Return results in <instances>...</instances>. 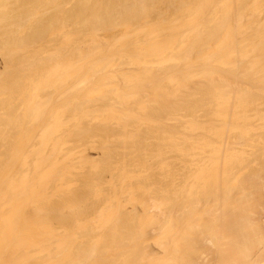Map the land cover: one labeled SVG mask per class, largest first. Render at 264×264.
Segmentation results:
<instances>
[{
  "label": "bare ground",
  "instance_id": "obj_1",
  "mask_svg": "<svg viewBox=\"0 0 264 264\" xmlns=\"http://www.w3.org/2000/svg\"><path fill=\"white\" fill-rule=\"evenodd\" d=\"M63 1H65V0H0V55H1L0 61L2 62V64H1L2 69L0 71V146L2 144V146L4 147L3 144H5L4 150L0 149V150H2V151H0V264H31V258L33 256L36 257V255L33 254L32 249L39 250V252L41 250H46L45 252L46 253L49 252L50 255L52 254L51 252H53V250L55 249L56 251L53 253V255H51L52 257L50 258V256H49V260H50L49 262L50 263H48V264H67V263L68 264L69 263L86 264L88 262L85 263V261H87L88 259L91 258L90 256L92 253V251L89 254H88V252L85 253L84 252L85 250H84L83 253H85V254L81 255L79 253V257H78V255L75 256V254H74L75 257L70 258L69 253L65 255L66 250H68V248H69V247L67 248V246L69 245V240H70L69 235H67V234H62V236H60V235L56 236L55 235L56 239L58 240V242L56 240H54L58 243V245L56 246V242L54 243V242H52V240H50L51 237H54V236H51L50 238L48 236H46V235H48V234H46V232L47 231L49 232V230H46V232H45L46 235L44 233H42L43 234L42 235L39 232H37L31 226V215L28 213L27 208L31 204V198H34L33 197L34 193H31V192L37 191V190L35 189L36 186L34 183L31 185V183H32L31 182V180H32L31 179V157H30L31 156V132L30 133L28 132L29 134L24 132L26 129L24 127L25 125L28 124L29 127L27 126V129L29 128V130H27V129L26 130L31 131L30 130L31 125H32V127H35L39 122L42 121L41 122V124H42L41 132H42V136H43V141L46 143L48 141L49 142L51 141V144H52L51 145L52 148L50 147L49 150H46V151H44L43 149L36 148V154H37L38 159H37V162L35 163L34 169H37L40 167V164L42 162H47V161L51 162L52 160L50 161V159H53V158L55 159V157H56L55 155L57 153L54 154V152H56V150H58L59 148H60L59 150H61L62 147H60V146H62V145H60V142H62V140L59 139V137H57V136H56L57 137L56 138L54 135H55L56 131L58 130L57 128L63 123L62 119L64 117L65 110L68 109L67 106H69L70 104L74 105V107H75L74 109H76V107H77V109L79 111L82 112V110H83V112H84L83 114L87 116L88 114L93 115L92 110L91 111L89 110L90 112L85 114L86 110H87L86 108H87L88 102L90 100L92 102V99L94 101H95V99L100 100V101L102 100L104 106L101 110H99V113L101 112L100 114H102L103 120H107L109 122H110V120H113V121L118 122L120 119H124V118L126 119V117H129V116H131V118H132V116H134L132 119L133 120L136 119V121H134V122H136V124L134 122H133V124L135 126H138L137 124L140 123V125H142L144 122L147 121V119L145 117L148 116L147 114H148L149 110H152L153 106H151V105L156 104L155 100H157L156 101V102H158L157 104H159V102H160L159 106H161V108L159 107L157 111H159V112L161 111V113L165 112L167 114V112H169L170 110L172 111V107H173L172 106L170 109L168 104L171 103V105H172V104L176 103L175 101L178 102L179 100H181L180 97H178V98L174 97L175 94H176V96L182 94V97L184 95H186L185 96L186 102L189 101L190 99L191 100L193 99L192 101H195V103H196V105L194 102L192 105H190L191 103L189 102L190 104H188L189 105V107H188L187 103H185V101H184V98L181 97L183 99V101H179L177 104L180 103V105L182 107L175 104L177 107H175V108L173 107V111H174V109H175V111H177L176 108L179 107L178 110H180V113H183V112H181V110L186 108V106L188 107L187 111H185L186 113L185 112L183 113V115L185 114V116H187V114L194 116L193 111H196V109L198 108L196 111V112H198L199 107L206 105L207 103H205V102H208L207 100L209 98L211 99V100H209L211 102H209L208 105L205 106L206 108L208 107L209 108L208 111H210V112H208L207 110H206L207 112L205 111L207 113V115L209 113L211 114V115H209V117H211V120H207L209 122H205V123H208V124H206V126L208 125L210 128H208V127L206 128V126L204 125L205 123H200L202 121L199 122L198 121L199 119H197V121H195L196 119L194 117L198 115V113H199L198 112L197 115H195L194 117L192 116L193 117L192 119L190 116V117L186 118L187 121L183 120L184 123L181 121V123L183 125V126L179 125L180 126L179 128L182 129V131H181V129H179L181 134H179L180 132L179 133L177 132L179 130L176 129L177 131H174L175 129L173 128L174 129L173 131L176 133L174 135H173V132H172V134L170 133L172 136V137H170V135H168L169 133L167 132L168 129L166 130L167 136H169L170 138L167 137L166 135H164L165 138H164V136L162 138L164 140H162V139L161 140L163 142L167 140L168 144H169V140H168V138H169L171 141L169 144L170 148H173L174 150H176L177 154L180 156V157L179 156L178 157L182 159L181 162H184L183 167H185L184 165H186V168H184L185 171L187 169V172H189V171H191V172L193 171V172L192 173L189 172V173H187V175L184 174V176L186 178L189 175L188 176L189 179H185V177H183L187 181V183H185L186 181L184 182L185 184L183 183V185L180 183H176V184H179V187H177L178 185L172 184V183H175L174 181L176 180V176L179 174V172H178V174H176L174 172L176 174V176L173 179H175V180L174 181L169 180L170 183L172 182L171 183L172 184V187H171L172 190L170 189V191H169V189H168L170 194L168 196H165V198L162 199L163 202L161 201V199L159 200L160 202L159 201L157 203L154 202V204L156 203L155 206L160 211L161 216L157 215V214H155L156 216L155 215L150 216L149 218L145 219L144 222H142V224L139 228V229H144L145 227H149L151 225H154L155 228H157V229L163 227L162 225H164L166 222H168V220L173 218L172 211L174 210L175 214H177V216H175V219L177 221V225L172 226L170 229L168 228V230L160 238H158V243H160L165 248V250L166 249L168 250L169 255H168L167 259H165V260L150 262V264H175L178 261V258L180 257L179 253L182 252L181 251L182 249H186L184 251L189 253L190 248L196 247L195 246L196 244L201 245L202 242H205L206 240H208L207 239L208 236H210V235L212 236L214 231H212V233H211V229L218 222L216 221V224L214 223L213 226L212 225L209 226L208 225L209 223H211L215 218H216L215 220L218 219V221H219V220L223 219L222 218L223 216L227 217L226 215H227V213L228 214L230 213V210L232 212L233 211L235 212V210H236L235 208H237V205H240V203L239 202L237 203L236 201L240 200L241 204H243L242 203L243 199L241 198L242 199L241 200L238 198H240L241 194H243V193L245 195V191H246L245 187L246 186H243V188H242V186H239V185H242V184L245 185L244 183L246 181H247L246 183L249 184L252 181L251 180L248 183V180L246 178L244 181H242V177H239L238 174L239 175H241V174L244 175V174L242 172L241 173L239 172L240 169L237 170L239 167L242 168L243 166H246L247 162H245V161H247V159H249L250 156L247 157V155L249 153L246 155V152H245L244 148H242V146L240 148H242L244 150V152L240 148H239L240 151H238V149L235 150L233 148L234 146L232 144H230V143H232L231 138H234V137L232 136L230 139H228V137H230V134L232 132H235V130H236V132L238 131V133H239L238 135H241V136L250 134V132H251L250 127L253 124L251 122V120L252 121H253V119L255 120V117L259 118L258 119L259 122H260V120L262 122L261 125H260V123H258L257 125L262 126V127L264 126V124H263V122H264V108L263 109L259 108V104L261 105V103H259V102H264V100L263 101L259 100V99H262V97L264 96V95H261L262 96L261 97L258 95V93H259L258 91H260L261 89L260 88H259V90L256 89V90H258L257 91L258 93L256 92V95H255V92H253L254 90L252 91V89H253L252 87H251L252 89L250 88L252 93L251 92L248 93V91L245 90L248 88L249 85H251L250 83H252V85H254V83L251 81L257 80L255 84L259 83L258 81L261 79L264 81V11H263V7H262V6H264L263 2H262L264 0L258 1V2H261L262 5L260 3H258L257 0H250V1L249 0H190V1H186L187 3L189 2L188 6L186 5L187 3L185 5L181 4L182 1H183V3H185V0H176V1L170 0V2H169L170 4L169 3L165 4L164 1H166V0H164V1L160 0L161 2H163L162 7H165L168 4L167 7L163 8V9H161L162 7L160 8L161 12H160V9H159V11L155 12L157 14L160 12L161 19L157 20L155 18L156 19L155 22L144 21L145 23H142L143 25L138 26L140 24L139 23L137 25L138 27L135 26L136 28H133L134 25L133 26L130 25V23H132L131 22L132 19H134L132 24H134L135 20H136V24H137L138 23L137 20L140 21L142 19H145L147 16L146 14H150V11H153L150 9L153 8L152 5H155L154 1H156V3H157L158 0H154V1L153 0L152 1H150V0H135L134 1L133 0L135 3H137L136 5L140 6V7L138 6L139 8L137 6H133L135 3L134 4L131 3L132 0H130V4H128L129 2H127L126 0H104V1L86 0V2L85 1L83 2L81 0L80 1L77 0L80 3L75 2V6H73V10L75 8L74 15H76V12H77L78 17L80 18V19L77 18L80 21V23L79 22L78 23L80 25H81V22L84 24V25H82V27L85 26V23L90 24L92 22L90 24V25H92L94 22L95 25L93 24V26H96V27L98 26L97 28H99L100 26L103 27L106 25L109 27L111 25H113V26L119 25V27H121L123 30L122 33H120L121 35L119 34L120 36H117V37H116V35H114L115 37H109L108 34L110 31H108L107 33H104V34L108 35V38H106V36H105V38H103V37L101 38L102 40H100L101 36L97 38L96 36H98V35L94 36L95 34L89 36L93 39L91 41H94L95 43H97L94 40V39H96V40H98L99 43H101V44L98 43L99 45L94 48V47H91L92 45L90 44L91 43L90 42L89 43L91 45L90 47L93 49H90L89 46H88L89 48L87 49L88 44L86 45L85 49L83 47H81L82 45L78 46V47L83 48L82 50H81V48H78V49L77 48L76 49L71 48L74 51H76V50L77 51H83L84 54H81L82 59H88L87 57L89 56V54L92 56H93V54L94 55H100L101 54L100 55L101 58H100V56H98V58L100 59V62H96L94 60L93 61L94 65L91 63L88 64L89 60H88V63L86 61H83V60L81 61L82 63L80 61H75L76 60L75 57L77 55H75L73 57V55L75 54L73 51L72 52L74 54L69 51L71 53V55L68 52H66L65 43L63 41L70 40V37L68 39V36H69L68 33H66L67 34V36H66V34L63 31L64 28L62 30V27H63L62 23H64V20L66 19V15H65L66 11L64 8L65 3ZM136 1H138V2H136ZM191 1H192V3H190ZM88 2H91L89 4L94 5V7H92L89 4H86ZM151 2H154V3H152V5H151ZM171 2L172 3L175 2L177 4L172 5ZM179 2H180V4H179ZM158 3L160 4L159 1H158ZM131 4H133V5H131ZM257 4L261 5V6H258ZM72 5H74V4H72ZM87 5H88V7L91 6L90 9L94 8L93 10H90V13H89V11H87ZM181 5L183 8V11H180ZM95 6H97L98 9L95 8ZM132 6L136 7L138 10L133 8ZM150 6H151V8L148 9V7H150ZM170 6H172L171 7L172 9L170 8ZM178 6H180V7H178ZM131 7H132V9H130ZM146 7L148 10H150L148 13H147L148 10L146 11ZM177 7L180 8V10H179L180 14H178L179 12H177L178 11ZM184 7H185V10H184ZM100 8L101 9L103 8L102 12H101ZM96 9L98 10V12L94 11ZM99 9H100V12H99ZM133 9H135V11ZM155 9H157V8L155 7ZM169 9H171L172 11L177 10V11H174L175 13H173L176 15V17L173 15L176 19L175 18H168L169 14H170V17H173V16H171L172 12ZM88 10H89V8H88ZM130 10L131 11L133 10L134 12L131 13V12H129ZM169 11H170V13H169ZM185 11L187 12L186 13L187 15L186 14L184 15L183 12H185ZM93 12H94V14L96 12V14L94 15ZM136 12H138L139 14L141 12L142 16L140 17V19L138 17H136V16H140V15H138V13L136 16L133 14ZM145 12H146V14H145ZM181 12H182V15H181ZM98 13H101V14L98 15ZM257 13L260 16L263 13L262 14L263 16L260 17L257 15ZM67 14H69V13H67ZM160 14L157 16L160 17ZM177 14H178V17H177ZM96 15H98V16L96 17ZM179 15H180V17L183 15L184 16L180 19ZM151 19H152V16H151ZM152 20H154V19H152ZM70 23H73V21L71 20ZM130 26L132 28H130ZM52 27L54 29L58 28L57 31L60 35V36L58 35V37L56 36L57 38H55V39L52 38L53 40L51 38L45 36L46 35L45 33L46 32L48 33V31L50 29H52ZM86 27H87V25H86ZM86 27H84V28H86ZM96 27H93V28L95 29ZM119 27H117V28L119 30H121ZM77 28H80V27H76V29L75 28L74 29L78 30ZM97 28H96V30H97ZM93 31L95 33V30H92V32ZM162 31H164V34L161 33ZM66 32H68V30ZM97 32H98V30H97ZM140 32H142L141 33V36H142L141 42L138 40L141 38V36L139 35ZM104 34H103V36H104ZM63 35L66 36L65 40H64ZM72 35H74V34H72ZM72 35H70V36H72ZM83 36H84V34H83ZM138 36H140V38ZM66 38L68 40H66ZM71 39L73 41L72 37H71ZM128 40L129 41L130 40L131 41L137 40V43L134 44V46H135L134 49H133V44H131L132 42H129ZM80 42H83V41H80ZM116 42L119 44H122V45H125L126 42H129L128 45L131 44L132 47L130 49H122L121 48L122 49L121 50L119 48V46H121V45L117 46ZM66 44H68V43H66ZM74 45H76V44H74ZM124 47H126V46H124ZM210 47H212L210 52H213L212 55H214L216 57L208 56L210 53L208 51ZM103 52H104V54H102ZM198 53H202V55L200 54V56H199ZM68 55H70L71 58H69L70 56L68 57ZM115 57H119L120 62H122L121 60H123V62H125L123 64H125L129 68L131 67V69L133 68V71L136 72L135 74H133L129 78H123V76H121V75L119 77L118 73H116V72H118V70L116 72H114V75L115 74L118 75V78H119L118 80L120 81L119 82L120 85H119V83H117V81L113 80L111 73H110L111 74L110 76L107 73H105V74L102 73L103 69L108 67V65L111 64L112 60L115 59ZM72 58H75V59H72ZM70 59H72V61L76 62V64H74V63L71 64ZM67 60H68V64H67ZM242 60L246 61V62H244V64H243V62L242 63L240 62ZM210 61L212 62L211 65L208 64V63H210ZM77 62H78V64H77ZM85 62L87 64H85ZM237 63H241L242 65L239 66L240 64L237 65ZM237 66H239L238 69L235 68ZM105 71H106V69H105ZM97 72H100V75L96 78V81L98 82L96 85L97 88H90L87 92H85L83 90V92H85V93L80 94L81 93L80 90L83 87L82 85H84L83 83L84 82L88 83V80H90L93 77V75ZM222 72L223 73L225 72V75L227 74L225 76V77H228L227 80H223V79H225L223 77H222L223 78L222 80L220 79V77L222 75H224V74H222ZM119 73L123 74L124 72H122V70H121V72H119ZM129 74H130V72H129ZM152 74H153V76H152ZM147 76L150 78L152 77V85L154 86L153 90H152V86H151V91L149 90V93L150 92L152 93V94L150 93L151 96L149 95V93L145 92L146 90L149 89L148 84L146 83ZM229 76H231V77H229ZM241 77H244V79H242V80L246 79V82L250 80L248 82L249 84H247V87L245 85L242 86V84H241L242 80L240 79ZM202 78H206L207 80L210 79L211 84H213L215 87L213 88V86H210V87H212V88H210L209 86H207L209 88V90H207V88H205L207 84L203 83L206 80L200 81ZM239 79L241 80L240 82L238 81ZM164 80H165V82H164ZM111 81L116 82V83H113ZM208 81H206V82L209 84L210 82H208ZM199 82H200V84H199ZM195 83L199 84L198 85L199 88L201 87L200 92H198L199 89L196 90L198 88V86ZM262 83H264V82H262ZM203 84H205V85H203ZM134 85L138 86V87L137 86L135 87V88H138L137 91L136 90L133 91L132 87H134ZM257 86H259V85L257 84ZM128 88L129 89L132 88V89L129 90ZM193 88H196V89H193ZM187 89L189 91H191V90H193V91H191L189 93ZM254 89H255V85H254ZM184 90L187 91L188 94H190V95L185 94V93L183 95V93H181L180 91H184ZM201 91H203L205 93H203ZM262 92H264V88L262 89ZM70 93H71V95H69ZM193 93H196L197 95L196 96L194 95L195 97L191 96V95H193ZM198 93L199 94L200 93H203V94L208 93V94L205 96L200 95L201 97L203 96V98L200 99L201 97L199 96ZM145 94L149 95L148 99H151V101L148 99L147 100L145 99ZM173 94H174V96H172V97L176 98V100L173 98L172 102H171L170 99L172 98L171 95H173ZM108 95H110L111 97L112 96L115 97V99H117L116 97H118V99H120L121 105H120L119 109H116L118 107H112V105H109V102L110 101L112 102L113 99L111 97H109ZM187 95H188V97H187ZM252 95H254V96H252ZM107 96L109 98H111L112 100H110L108 102V104L106 105L104 99L108 100V98H106ZM197 96H199V97H197ZM207 96L209 98L207 100H205L207 98ZM256 96L259 99L256 98ZM150 97H152V98H150ZM194 98H196V99H194ZM197 98H199L200 100H203L205 98L204 99L205 102L204 103L200 102V106H197L199 104L197 101ZM67 99H70V100H67ZM177 99H179V100H177ZM113 101H115V100H113ZM148 101L151 103L150 107L146 104ZM212 101H213V103H212ZM115 102H117V101H115ZM134 102L136 105L134 104ZM182 102H183V105H182ZM210 103H212L213 105ZM157 104L155 106H157ZM184 104H186V106ZM209 104L211 105V107L209 106ZM73 105H72V107H73ZM113 105H115V104H113ZM147 106L150 109H148ZM183 106H185V107H183ZM190 106H191V108L195 106L196 109L192 108L193 110H191V109H189ZM205 107H204V109H205ZM20 108L22 110L25 108V110L22 111L21 116H20V114L19 115L17 114L18 109H20ZM65 108H67V109H65ZM154 109H157V107H154ZM78 110L76 112H78ZM142 110H146L145 111L146 113L144 112V114H146V116L145 115L142 116V118L145 119L143 121L140 117L142 115L141 113L143 112ZM153 110H152V112H154ZM165 110L166 111L168 110V111L166 112ZM184 110H186V109H184ZM201 110H203V108ZM251 110H253L252 112H254V114L252 112L250 113ZM87 112H88V110H87ZM139 112H141V113H139ZM155 112H156V110H155ZM99 113H95L94 115H97ZM172 113H174L175 115L178 113L180 115V113L178 111L172 112ZM155 114H157V113H155ZM92 115H89V116H92ZM137 115H140V116H137ZM252 116H255V117L252 118ZM176 117H178V116L176 115ZM206 117H208V116H206ZM131 118H130V120H131ZM148 118H149V116H148ZM250 118H252V119L250 120ZM212 119L217 121V122L218 121L221 122V125H220V123H219V126L217 124L213 125ZM126 120H128V118ZM126 120H124V121L127 122ZM176 120L178 122L179 119H176ZM24 121L27 123L24 124L23 123ZM193 121L196 122V124H193L194 123ZM210 121H212V122L210 123ZM20 122H22L23 126ZM122 122H123V120H121V123ZM173 122H175V125H176L177 122L176 121H173ZM121 123L118 122V125H120ZM128 123L131 125L132 122L130 123V121H128L126 123V126L129 125ZM197 123H200L201 125L203 124L202 126L203 127L205 126L204 128H206V129H204L201 125H198ZM122 124H123L122 125V127H123L125 123H122ZM133 124L131 125L132 127H134ZM162 124L164 125L165 123L163 122ZM177 124H180V122ZM166 125L167 124H165V126ZM175 125H174V127H177ZM197 125L199 128H202V129L197 128ZM257 125L255 127L256 130L259 129ZM17 126H18V128H17ZM126 126H124V128H122V129H123V131L125 129V130H127V132H129L130 131L129 129L131 127L129 128L127 126L129 129L128 128L126 129ZM139 126H138V128L137 127H135V128L139 129L140 128ZM19 127H22V128L24 127V130L19 128ZM119 127H121V125ZM135 128L133 129L134 132L137 131V130H135ZM13 129H14V131H13ZM17 129H21V131L22 130L23 131L19 132V130H18V132H17ZM79 129H81V128H79ZM147 129H149V128H147ZM150 129H151L150 130V133H151L152 128H150ZM165 129H166V127H165ZM261 129L264 130V127ZM84 130L85 129H83V132L81 131L83 133V135L81 132H79L78 135L84 136V134L86 132L88 133L89 129L88 130L86 129L87 130V131L85 130L86 132ZM104 130H106V129H104ZM131 130H132V128H131ZM133 130L131 131V133L129 132V134H131V136L128 135L129 140H131L129 138V136L132 138L137 133L136 132L132 136V133H134ZM156 130L158 131L157 128H156ZM164 130H162V132ZM138 131H141V130L139 129ZM145 131H147V130H145ZM186 131H187V133H186ZM127 132H126V134H128ZM155 132L156 131H154V133ZM23 133H25V134H23ZM256 133H254V136ZM26 134H27V137L24 136ZM126 134H125V136L127 138ZM141 134H142V132H141ZM156 134H157V132H156ZM156 134H154V135H156ZM136 135L138 136L139 134H136ZM147 135H150L149 132ZM160 135H161V133L159 134L158 137L161 138L162 136H160ZM231 135H233V134H231ZM144 136L145 137H143V135H142L143 138L140 136L139 137L140 139L138 138L139 141L140 140L143 141L144 138H147V136L145 134H144ZM234 136L237 137L236 134H234ZM251 137H249V138H251ZM253 138H255V137H253ZM239 139H241V137ZM239 139L237 141L241 142V140H239ZM245 139H247V138H245ZM258 139L259 140L262 139L264 141L263 138H258ZM258 139H256V140L258 141ZM158 140H160V139H158ZM242 140H243V138H242ZM251 140L252 139H250V141ZM145 141L146 140L144 139V142ZM228 141H230V142H228ZM133 142H134V140H133ZM133 142H131V143H133ZM135 142H138V141H135ZM163 142H161L162 146H159V147L164 149V146H163L164 143ZM238 142L235 144H236V146L239 147L240 143H239V145H237ZM253 142H255V141H253ZM253 142H252V144H253ZM124 143H125V141H124ZM127 144L130 145V141ZM133 144H131V145H133ZM148 144H150V143H148ZM168 144H166V145H168ZM258 144H257V147L262 144V141H261V143H258ZM140 145H141V143H140ZM169 145L166 146V148L164 150L157 148L158 150L155 149L156 150L155 152H153L152 150L151 151L153 153H155L154 155L162 158L164 153L166 154V152H163V151H165V150L167 151V149H168L167 147H169ZM246 145L244 144V146H246ZM249 145H250V143H249ZM249 145H247V149H248ZM251 146H253V145H251ZM128 147H130V146H128ZM254 147L256 148V145ZM262 147H264V146H262ZM5 148H6V150H5ZM118 148H119V145H118ZM249 148H250V146H249ZM138 149H137V151H138ZM144 149H145V147H144ZM160 150H162V151H160ZM174 150H173V152L176 153ZM251 150H253V149L251 148ZM251 150H249V151H251ZM107 151H109V150H107ZM116 151L117 150H115V152ZM146 152H148V151H146ZM157 152L159 153V155ZM111 153H113V152H111ZM111 153L109 154V152H108L109 156L111 155V157H112ZM137 153H140V151ZM258 153H259V151H258ZM258 153L257 152L255 153L256 157H260L263 152L260 153V156H257ZM252 154L255 155L254 150H253ZM116 155H117V153H116ZM142 158H137V161H139ZM146 159L147 158H145V161H146ZM133 160H135V159H133ZM174 160L175 159H173V161ZM124 161H123V165H124ZM145 161H143V162H145ZM140 162H141V160H140ZM140 162H137V163L140 164ZM163 162H164V159H163L162 163L160 162V164H162V165H160V168H161V166L163 167ZM174 162H173V164H174ZM55 163H56V161H55ZM114 164H116V163H114ZM262 164L264 166L263 162H262ZM118 165H119V163H118ZM164 165H165V163H164ZM248 165H250V163L247 164V167H243V168H248L249 167ZM258 165H259V163H258ZM121 166L116 167L118 171H119L118 168H121ZM173 166H171V167L173 168ZM175 166H178V165H175ZM180 166L182 167V165H180ZM193 166H194V168H193ZM260 166H261V164H260ZM169 167H170V165H169ZM65 168H66L65 170L67 171V167H65ZM188 168L189 169L193 168V169L188 170ZM243 168L241 170L244 171ZM184 169L182 170V168H181L180 174H181V171H182V173L184 172ZM121 170H122V172L119 171V172H121L120 176H122V178H124V181H125V179H129L130 178L129 172L126 170H123V169H121ZM176 170H174V171H176ZM163 171H165V170H163ZM170 171H171V169H170ZM170 171L168 174H170V176H171V174H173V173H170ZM236 171H238L239 173H237ZM245 171H246V169H245ZM259 171H261V170H259ZM263 171H264V169H263ZM166 172H168V171H166ZM251 172H253V171H251ZM67 173H69V171ZM67 173H66V175H67ZM258 173H260V172H258ZM253 174L251 173L250 177H255V176H251ZM261 174H263V173H261ZM161 175H162V172H161ZM235 175H236V177H239L241 179V181L243 182L242 184H241V181L236 180V178H234ZM246 175L247 174H245L244 176H246ZM256 175L258 177V174H256ZM39 176H41L39 178H42V176H43V179L46 178L45 173L44 174L41 173ZM263 176H264V174H263ZM64 177H65V174H64ZM64 177L61 174V178L64 179ZM165 177H167V174ZM247 177L249 178L248 175H247ZM261 177H262V175L259 178H261ZM120 179H121V177H120ZM42 180L40 179V181H42ZM40 181H37V183L39 182V184H40ZM45 181L47 182L48 180L46 179V180H44V182ZM253 181H255V180H253ZM127 182H125V183H127ZM166 182L168 183V181H166ZM41 184L44 186V184H46V183L41 182ZM114 184H115V182H114ZM184 185H187V186H184ZM263 185L260 186V188L263 187ZM39 186L42 187L41 185H39ZM129 186H130V184H129ZM173 186H175V187H173ZM131 187L134 188V186H131ZM166 187H167V185H166ZM93 188H95V187H93ZM130 189L132 190V188H130ZM162 189L164 190V188H162ZM237 189H238V191H237ZM249 189H251V188L249 187ZM258 189H259V187H258ZM243 190H244V192H243ZM247 190H248V187H247ZM235 191H236V193H235ZM250 191H246L247 194ZM129 192L130 193L132 192V194H133V191H129ZM165 192L166 191H164V193ZM251 192H253V191H251ZM255 192H257V191H255ZM125 193H127V192H125ZM235 194L237 195V197H235ZM250 194H252V193H250ZM259 194H261V193H259ZM112 196H114V195H112ZM116 196H118V195H115V200L116 199L119 200V197H116ZM251 196L247 195L246 197L245 196H243V197H245L246 198L245 200H247L248 199L247 197H250V199L253 198V196L252 197ZM256 196L254 199H256ZM111 197H110V199L113 200L114 197L113 198H111ZM259 198L260 197H258V199ZM262 198H264V196ZM110 199H108V200H110ZM168 199L169 200L174 199L175 201L174 200L169 201ZM235 199H236V201H234ZM35 200L37 201L40 199H35ZM167 200H168V202H167ZM154 201H156V200L154 199ZM173 201L175 203H173ZM251 201H253V200H251ZM235 202L237 203V205H235L236 204ZM163 203H164V205H163ZM166 203L170 204L169 205L170 208H169L168 204H166ZM188 204L192 205V206H189L187 208L190 210L184 209L183 207L188 206ZM165 205L168 206L167 207V210L169 209L168 211H166V208L164 207ZM214 207L216 208L217 211L214 210L215 209ZM238 207H239V210L242 208L241 206H238ZM253 207H255V205H253ZM243 208H245V207H243ZM245 209L246 210L249 209V208L247 209V205H246ZM251 209L253 210V208H251ZM251 209H249V210H251ZM256 209H258V208H256ZM211 210H213V211H211ZM241 210H242L241 213H239V211H237L236 214L235 213L232 214L233 216L231 218L233 219V217H235L233 219V226L234 227L237 225V223H239L238 221H240V220L242 221V219H243V218H241L242 216H244V214H242V213H245V212L243 209H241ZM218 211H219V213L217 215L219 217L215 215ZM248 211H247V213H248ZM209 212H210V214H209ZM212 212L214 213V215H212ZM251 212L249 211V213H251ZM256 212H258V211L256 210ZM247 213H245L246 216H244L245 217L244 219H246L247 215L249 214V213L248 214ZM229 215L231 216V214H229ZM165 217H167L166 218L167 220L165 219ZM244 219H243V221H244ZM250 220H251V218H250ZM245 222H246V220L244 221V223ZM244 223H242V225ZM250 223H252V222H250ZM218 224L216 225V227L214 226L215 228L213 229V230H215L216 234H218L217 233L218 229L220 230V232H222L220 224H219L220 227L217 228ZM246 225H248V223ZM246 225L242 226V228L246 229L247 228ZM249 225H248V227L252 226V225H250V226ZM124 227H127V226H124ZM228 227H229V229H227L228 230L227 233H226L227 230L225 229V227H224V229L222 227V230H224V231L226 230L224 233L228 234V236H229L231 234V233L229 234V232H231V231H230V226H226V228H228ZM127 230L129 231V229H127ZM251 230L253 231V229H251ZM128 231H127V233H128ZM256 231H258V229ZM119 232H121V231H119ZM195 232H199V235H198L199 238L196 236L197 234H195ZM220 232H219V234H220ZM125 233H126V231H125ZM215 233L213 234L214 236H216L214 238H216V239L218 238L217 240H219V235L217 237V235H215ZM235 233H238V232L235 231ZM235 233H232V236H233V234H234V237H235V235H238ZM126 235L128 236L127 239H130V236H129L130 233H128ZM190 235H193V236H190ZM49 236H50V234H49ZM232 236H229V237H232ZM260 236L264 237L261 234H260ZM116 237L118 238V236H116ZM124 237L126 238V236H124ZM234 237H233V240L235 238L238 239L239 236L235 237V238ZM59 238H61V239L59 240ZM52 239H55V238H52ZM114 239H116L115 235H114ZM195 239H199V241H197ZM250 239H248V238L246 239V241L249 243L247 245H246L247 242L244 241L245 239L244 240L239 239L240 241H243V243H241V245L243 244L241 247V250L239 249L240 244H238V242L235 240L237 242V244L239 245V247L236 249L239 250L240 253H242L244 255L245 254L247 255L246 252H248V254H249V249L251 247H249V249H248V246H252L251 243L253 242V240H252V242L250 243ZM119 240L120 239H118V241ZM122 240H121V242H122ZM258 240H260V239H258ZM262 240H260L259 242H264V239H262ZM49 241H51L50 243L52 245V248H54L56 246L53 250H51V246L48 243ZM125 241L123 240L122 244H124ZM254 241H257V239L254 238ZM46 242L48 245L46 244ZM126 242L128 244V241H126ZM244 242H246V243L244 244ZM52 243L55 245H53ZM114 243H115V241H114ZM134 244L129 243V245H132V246ZM233 244H235V243H233ZM258 244L259 243H257V245ZM126 246H128V245H126ZM134 246H133V248H134ZM168 246H169V249L167 248ZM135 247L136 248L138 247V249L134 250L130 246L129 248L133 249V251H130L131 249L128 248L129 250L126 251L124 256H122L125 261H126V259L128 260V258L133 260L136 256V254H138V255L141 254V252H140L141 250H140L139 246L136 245ZM233 247H234V245H233ZM124 248H126V247H124ZM49 249L51 252L49 251ZM91 249H93V248H91ZM94 250H96V249H94ZM230 252H231V250H230ZM237 252L235 251V253L237 254V255L235 254L236 256H238ZM203 253H204V251H203ZM49 254H47V255H49ZM67 255H68V257H65ZM231 255H233V254H231ZM70 256L72 257L73 255H70ZM108 256L102 257L101 260L103 262H105V264H115V260H114L115 257L114 256L108 257ZM231 257H233V256H231ZM65 258H66V261H65ZM68 258H70V259H68ZM92 258L90 259L91 261H92ZM103 258H105L104 259L105 261L103 260ZM135 259H141V257L138 256ZM234 259L235 258L233 257V260L229 264H242V263H237L236 261H234ZM166 260L171 261L173 263H168ZM219 260L223 261L222 258H220ZM91 261H89L88 264H90ZM246 262L247 263L250 262L249 264H251L250 260L245 261L243 263L245 264ZM221 263L226 264L224 261Z\"/></svg>",
  "mask_w": 264,
  "mask_h": 264
},
{
  "label": "rangeland",
  "instance_id": "obj_2",
  "mask_svg": "<svg viewBox=\"0 0 264 264\" xmlns=\"http://www.w3.org/2000/svg\"><path fill=\"white\" fill-rule=\"evenodd\" d=\"M66 1V2H65ZM65 1H63L65 4V6H64V8H65V11H66V19L64 20V23H62V30H63V28H64V33L66 34V33H68V39H69V37H70V40H68L67 38H66V40H68V41H63L64 43H65V49H66V52H68L70 55H71V53H73L72 55H73V57L75 56V55H77L75 58H76V60L75 61H86L87 63H88V60H89V63L88 64H93L94 65V60L96 61V62H100V59L98 58V56H100V55H94L93 54V56L92 55H90L89 54V56L87 57L88 59H82V57H81V54H84L83 53V51H74L73 49H71V48H74V49H78V48H81V47H83L84 49H85V47H86V45H87V49L91 46V47H97L99 44H101V43H99L98 42V40H96V39H94L97 43H95L94 41H91V40H93L91 37H89V36H91V35H94V36H96V35H98V36H96L97 38L98 37H100V40H102L101 38L103 37V38H105V36H106V38H108V35H109V37H115L114 35H116V37L117 36H120L121 34L120 33H122V28L121 27H119V25H115V26H113V25H111L110 27L109 26H103V27H99V28H97L96 26H93V24H94V22H93V24L92 25H90L89 23H85V26H83L82 27V25H84L82 22H81V25L79 24L80 23V21L77 19V18H79L78 17V13L76 12V15H74V13H75V8H74V10H73V6H75V2L77 3V2H79V1H77V0H65ZM81 1H85L86 2V0H81ZM101 1H104V0H101ZM127 2H129L128 4H130V0L128 1V0H126ZM135 1V0H134ZM133 0H132V2L131 3H135ZM150 1H152V0H150ZM154 1V0H153ZM158 1L160 2V4L158 3ZM157 1V3H156V1H154L155 2V5H152V3H154V2H151V5L153 6V8L152 9H150V10H153V11H150V10H148L149 8H151V6L150 7H148V9H147V7H146V11H147V13L150 11V14H146V12H145V14L147 15L146 16V18L145 19H142V20H137L138 21V23L136 24V20L134 21V24H132L133 23V20L134 19H132V23H130V25L131 26H133V28H136L135 26H137L139 23V25L138 26H141V25H143L142 23H145L144 21H148V22H155V20L157 19H161V14H160V12H161V9H163V8H165V7H167L168 6V4L165 6V7H162L163 5H162V3L163 2H161V1H164V0H158ZM167 1V0H166ZM166 1H164V3L166 4V3H169L170 2V0H168L167 2ZM174 1V0H173ZM176 1V0H175ZM186 1H190V0H185V3H183V1H182V3L181 4H183V5H185L187 2ZM250 1V0H249ZM259 0H257V2H258ZM261 1V0H260ZM106 2V1H105ZM136 2H138V1H136ZM178 2V1H177ZM181 2V1H180ZM180 2H179V4H180ZM263 2V5H264V1H262ZM80 3V2H79ZM89 3H91V2H88V3H86V4H89ZM189 3V2H188ZM188 3L186 4L187 6H188ZM190 3H192V1L190 2ZM258 3H260L261 4V2H258ZM72 4H74V5H72ZM133 4H131V5H133ZM137 3H135L133 6H139V5H136ZM148 4V3H147ZM146 4V5H147ZM157 4V5H156ZM170 4V3H169ZM171 4L172 5H174V4H177V3H175V2H171ZM89 5H91V4H89ZM130 5V6H131ZM160 5V6H159ZM258 5V4H257ZM262 5V4H261ZM261 5H258V6H261ZM71 6V7H70ZM92 7H94V5H91ZM91 6H89L88 7V5H87V11H89V13H90V10H93V9H90L91 8ZM98 6V5H97ZM97 6H95V8H97ZM132 6V7H133ZM145 6V5H144ZM68 7V8H67ZM132 7L130 8V9H132ZM140 7V6H139ZM138 7V8H139ZM155 7L157 8V9H155ZM162 7V8H161ZM172 6H170V8H171ZM178 7H180V6H178ZM177 7V8H178ZM186 7V6H185ZM185 7H184V10H185ZM263 7V11H264V6H262ZM88 8H89V10H88ZM133 8H135V9H137L136 7H133ZM161 8V9H160ZM70 9V10H69ZM98 9V8H97ZM94 10V11H96V12H98V10ZM101 9V8H100ZM100 9H99V12H100ZM103 9V8H102ZM101 9V12L103 11ZM135 9H133L134 11H135ZM159 9H160V12L157 14V13H155V12H157V11H159ZM172 9V8H171ZM171 9H169L171 12H172V14H171V16H175L176 17V15L175 14H173V13H175L174 11H177V12H179L178 14H180V11H183V8H182V5H181V10H180V8H178L177 10H174V11H172ZM73 10V11H72ZM129 11V12H134V11ZM138 10V9H137ZM136 10V11H137ZM140 10V9H139ZM156 10V11H155ZM180 10V11H179ZM77 11V10H76ZM170 11H169V13H170ZM262 11V12H263ZM72 12V13H71ZM92 12V11H91ZM96 12H95V14H96ZM139 12V11H138ZM138 12H136V13H133L135 16L137 15V13ZM154 12V13H153ZM176 12V13H177ZM65 13V12H64ZM67 13H69V14H67ZM88 13V12H87ZM130 13V14H131ZM153 13V14H152ZM184 13V15L187 13L186 11L185 12H183ZM92 14V13H91ZM93 14H94V12H93ZM94 14V15H95ZM99 14H101V13H98V15ZM160 14V17L159 16H157V15H159ZM178 14H177V17H178ZM263 14V13H262ZM261 14V16L257 13V15L258 16H260V17H262L263 15ZM98 15H96V17L98 16ZM138 15H140V16H136V17H138L139 19H140V17L142 16L141 15V12H140V14L138 13ZM150 15V16H149ZM181 15H182V12H181ZM183 15V16H184ZM187 15V14H186ZM80 16V15H79ZM149 16V17H148ZM151 16H152V19H154V20H152L151 19ZM157 16V17H156ZM170 17V14L168 15V18H175V17ZM183 16H181L180 17V15H179V18L181 19ZM145 17V16H144ZM148 17V18H147ZM143 18V17H142ZM156 18V19H155ZM80 19V18H79ZM137 19V18H136ZM176 19V18H175ZM69 20V21H68ZM71 20L73 21V23H70L71 22ZM78 20V21H77ZM97 20V19H96ZM75 21V22H74ZM99 21V20H98ZM66 22V23H65ZM79 22V23H78ZM121 22V21H120ZM86 25H87V27H86ZM95 25V24H94ZM89 26V27H88ZM113 26V27H112ZM119 27L121 30H119L117 27ZM130 26V28H132ZM137 26V27H138ZM54 27V26H53ZM52 27V29H50L49 31H48V33L46 32L45 34V36H47V37H49V38H53V39H55V38H57L58 37V35H59V33H58V28L56 29H54ZM76 27H80V28H77L78 30H75L76 29ZM82 27V28H81ZM84 27H86V28H84ZM93 27H96L97 28V30H98V32H97V30H96V28L94 29ZM116 27V28H115ZM66 28V29H65ZM75 28V29H74ZM84 28V29H83ZM102 28V29H101ZM105 28V29H104ZM115 28V29H114ZM82 29V30H81ZM91 31H90V30ZM114 29V30H113ZM117 29V30H116ZM68 30V32H66ZM81 30V31H80ZM92 30H95V33H94V31L92 32ZM103 30V31H102ZM79 31V32H78ZM108 31H110L109 32V34L107 35V34H104V33H107ZM112 31V32H111ZM57 32V33H56ZM70 32V33H69ZM77 34H76V33ZM91 32V33H90ZM56 33V34H55ZM63 33V34H64ZM90 33V34H89ZM141 33L142 32H140V36H141ZM162 34H164V31H162L161 32ZM166 33V32H165ZM55 34V35H54ZM72 34H74V35H72ZM83 34H84V36H83ZM87 34V35H86ZM100 34V35H99ZM103 34H104V36H103ZM120 34V35H119ZM54 35V36H53ZM70 35H72V36H70ZM80 35V36H79ZM112 35V36H111ZM143 35V34H142ZM57 36V37H56ZM60 36V35H59ZM64 36V40H65V37L67 36V34H66V36L65 35H63ZM88 36V37H87ZM140 36H138L139 38H140ZM71 37L73 38V41H72V39H71ZM78 38V39H77ZM89 38V39H88ZM52 39V40H53ZM135 39V38H134ZM140 42L142 41V36H141V38L140 39H138ZM76 41V42H75ZM78 41V42H77ZM80 41H83V42H80ZM129 41V40H128ZM52 42V41H51ZM91 42V43H90ZM129 42H132L131 44H133V49L135 48V46H134V44H136L137 43V40L136 41H129ZM129 42H126L125 43V45H122V44H119V43H117V46L118 45H121V46H119V48L121 49H130L132 46H131V44L130 45H128V43ZM63 43V44H64ZM66 43H68V44H66ZM80 45H79V44ZM85 43V44H84ZM91 45H90V44ZM94 43V44H93ZM99 43V44H98ZM122 43V42H121ZM144 43V42H143ZM74 44H76V45H74ZM124 44V43H123ZM127 44V45H126ZM141 44V43H140ZM82 45V46H81ZM77 46V47H76ZM78 46H81V47H78ZM89 46V47H88ZM123 46V47H122ZM124 46H126V47H124ZM90 47V49H93V48H91ZM83 48H81V50L83 49ZM211 48L212 47H210L209 48V52H210V50H211ZM121 49V50H122ZM214 49V48H213ZM71 53H70V52ZM73 51V52H72ZM81 52V53H80ZM86 52V51H85ZM67 53V54H68ZM80 53V54H79ZM102 54H104V52L102 53ZM200 54L202 55V53H198V55L200 56ZM213 54V52H210L209 53V55L208 56H211V57H216V56H214V55H212ZM70 55H68V57L70 56ZM80 55V56H79ZM197 55V54H196ZM1 56V55H0ZM97 56V57H96ZM80 59H79V58ZM91 59H90V58ZM210 57V58H211ZM69 58H71V56L69 57ZM75 58H72V59H75ZM100 58H101V56H100ZM72 59H70L69 61H70V63L71 64H76V62H74V61H72ZM91 61V62H90ZM122 62H120V60H119V57H115V59H113L112 60V62H111V66L110 65H108V67H106L105 69H106V71H105V69H103V71H102V73L103 74H105V73H107L109 76L111 75L112 76V78H113V80L114 81H117V83H119L120 81L118 80L119 78H118V75H119V77H120V75L121 76H123V78H129V77H131L133 74H135L136 72H134L133 71V68L131 69V67L129 68L128 66H126L125 64H123V63H125V62H123V60H121ZM212 61V60H211ZM210 61V63H208L209 65H211V62ZM1 62V61H0ZM79 62V63H80ZM85 62V64H87ZM241 63L243 62V64H244V62H246V61H240ZM82 63V62H81ZM241 63H237V65H239V66H241L242 64ZM2 64V62L0 63V71H1V65ZM67 64H68V60H67ZM77 64H78V62H77ZM98 64V63H97ZM126 66V67H125ZM236 66V65H235ZM239 66H237V67H235V68H237L238 69V67ZM85 67V66H84ZM243 67V66H242ZM104 68V67H103ZM118 70V72H116ZM120 70V71H119ZM121 70H122V72H124L123 74L122 73H119V72H121ZM127 72H126V71ZM131 70V71H130ZM114 72H116V73H118V75H114ZM129 72H130V74H129ZM228 72V71H227ZM111 73V74H110ZM127 73V74H126ZM222 74H224V75H222L221 77H220V79L222 80L223 78H225V79H223V80H227V78L228 77H225L226 75H225V72L223 73L222 72ZM100 75V72H97V73H95L94 75H93V77L90 79V80H88V83L87 82H84L83 84L84 85H82L83 87H82V89L80 90L81 91V93L80 94H84L85 92H87L90 88H97L96 87V85H97V81H96V78L98 77ZM262 75V74H261ZM127 76V77H126ZM152 76H153V74H152ZM116 77V78H115ZM223 77V78H222ZM229 77H231V76H229ZM239 78V77H238ZM203 79V80H202ZM200 81H204V80H206V81H208V82H210L209 84L205 81V82H203V83H205V84H207L206 85V87L205 88H207V90H209V88L207 87V86H213V88L215 87L213 84H211V81H210V79H206V78H202ZM241 80L242 79H244V77H241L240 78ZM238 80L239 82L241 81V80ZM124 81V80H123ZM199 81V80H198ZM213 81V80H212ZM250 81V80H249ZM249 81H247L246 82V79L245 80H242V86L243 85H245L246 87H247V84H249L248 82ZM257 81V80H256ZM256 81H251V82H253L254 83V85H255V89H254V85H252V83H250L251 85H249L248 86V88L247 89H245V90H247L248 91V93L249 92H251L252 93V91L253 92H255V95H256V92L259 90V88L261 89L260 91H258L257 93H258V95L259 96H261V95H264L263 93L264 92H262V89L264 88L263 86H264V83H262V82H264L262 79L261 80H259L258 82L260 83H257L259 86H257V84H255L256 83ZM262 81V82H261ZM111 82H113V81H111ZM164 82H165V80H164ZM214 82V81H213ZM212 82V83H213ZM113 83H116V82H113ZM146 83L148 84V87H149V89L148 90H144L146 93H149V90L151 91V86H152V90H153V85H152V77L150 78V77H148L147 76V80H146ZM163 83V82H162ZM198 83V82H197ZM197 83H195L197 86L200 84V82H199V84H197ZM202 83V82H201ZM215 83V82H214ZM217 83V82H216ZM262 83V84H261ZM205 84H203V85H205ZM240 84V83H239ZM95 85V86H94ZM119 85H120V83H119ZM202 85V84H201ZM200 85V86H201ZM216 85V84H215ZM261 85V86H260ZM132 86V85H131ZM137 85H134V87H132L133 88V91H137L138 90V88H135ZM130 87V86H129ZM138 87V86H137ZM253 89H252V88ZM263 87V88H262ZM131 88V89H132ZM203 88V87H202ZM204 88V89H205ZM210 88H212V87H210ZM252 89V91H251V89ZM129 89V88H128ZM131 89H129V90H131ZM193 89H196V88H193ZM199 89V90H198ZM200 89H201V87L199 88V86H198V88L196 89V90H198V92H200ZM256 89H258V90H256ZM83 90L85 91V92H83ZM188 90V89H187ZM203 90V89H202ZM206 90V89H205ZM204 90V91H205ZM213 90V89H212ZM191 91H193V90H191ZM191 91H189L188 90V92L190 93ZM181 93H183V95H184V93L185 94H188V92L187 91H180ZM187 92V93H186ZM201 92H203V91H201ZM206 92V91H205ZM205 92H203V93H205ZM246 92V91H245ZM151 93V92H150ZM149 93V95L151 96V94ZM203 93H198L199 94V96L200 95H207L208 93H206V94H203ZM79 94V95H80ZM175 94V93H174ZM174 94L173 95H171V97L172 96H174ZM178 94V93H177ZM68 95V94H67ZM69 95H71V93L69 94ZM149 95L148 94H145V99L147 100L148 98H149ZM181 95V96H180ZM180 95H178V96H176V94H175V96L174 97H176V98H178V97H180V99L181 100H179V99H177V100H179V101H183V99L182 98H184V101H185V96L186 95H184L183 97H182V94H180ZM188 95H190V94H188ZM188 95H187V97H188ZM197 95L196 93H193V95H191V96H193V97H195V96ZM257 95V96H258ZM109 97H111L110 95H108ZM106 97V98H108V100L107 99H104V101H105V103H106V105L108 104V102L110 101V100H115V101H117V102H115V101H113L112 100V102L110 101L109 102V105H112V107H118V108H116V109H119L120 108V105H121V103H120V99H118V97H116L117 99H115V97H111V98H109V97ZM199 96H197V97H199ZM252 96H254V95H252ZM256 96V98H258ZM147 97V98H146ZM174 97H172L170 100H171V102H172V99L174 98ZM182 97V98H181ZM201 97V96H200ZM262 97V96H261ZM260 97V98H261ZM150 98H152V97H150ZM176 98H174L175 100H176ZM190 98V97H189ZM188 98V99H189ZM203 98V96L200 98V99H202ZM206 98V97H205ZM204 98V99H205ZM209 97L207 96V98L205 99V100H207ZM194 99H196V98H194ZM199 98H197V101H198V105L197 106H200V102H202V103H204L205 101H204V99L203 100H198ZM259 99V98H258ZM67 100H70V99H67ZM66 100V101H67ZM107 100V101H106ZM119 100V101H118ZM148 100H150L151 101V99H148ZM187 100V99H186ZM191 100V99H190ZM185 101V103H187V105L188 104H190V105H192L193 104V102L195 103V101ZM209 100H211L210 98L207 100L208 102H205V103H207L206 105H208V103L209 102H211V101H209ZM260 101H263L264 100V96L262 97V99H259ZM133 101V100H132ZM153 101V100H152ZM157 100H155V103L157 104L158 102H156ZM174 101V100H173ZM178 101V102H179ZM196 101V102H197ZM169 102V101H168ZM176 103L175 104H177L178 102L177 101H175ZM190 102V103H189ZM91 103V104H90ZM111 103V104H110ZM120 103V104H119ZM149 103V104H148ZM154 103V102H153ZM212 103H213V101H212ZM212 103H210V104H212ZM259 103H261V105L259 104V108H261V109H263L264 108V102H259ZM69 104V103H68ZM113 104H115V105H113ZM118 104V105H117ZM134 104H135V102H134ZM133 104V105H134ZM149 107H150V105H151V103L148 101L147 103H146ZM156 104H153V105H151V106H153L152 107V110L154 109V107H157V109H154L153 111L154 112H152V110H149V112H148V116H149V118H148V116H146V114H144V112L146 111V110H142L143 112L141 113V112H139V113H141L140 115H137V116H140L141 117V119H142V121L143 120H145L144 118H142V116L143 115H145L144 117L147 119V121L146 122H144L142 125H140V123L139 124H137L140 128V130L141 131H138L139 129H136L135 127H137L138 128V126H135L134 124H133V122L134 121H136V119H132L134 116H132V118H131V116H129V117H126V119L128 118V120H126L125 118L124 119H120L118 122H120L121 123V120H123V122L122 123H125L124 124V126H126V123L128 122V121H130V123H131V125L133 124L134 125V127H132L129 123V125H127L129 128L131 127L132 128V130L135 128V130H137L136 132H134V130H133V132L134 133H132V136L136 133V134H139L138 136L135 134L132 138L130 137L131 136V134H129V132L131 133V128L129 129L127 126H126V129L128 128L129 130V132H127V130H125L124 129V131H123V129L122 128H124V126L122 127V123L120 124L121 125V127H119L120 125H118V122H116V121H113V120H110V122L109 121H107V120H103L102 119V114H100L99 113V110H101L102 108H103V102H102V100L100 101V100H96L95 99V101L92 99V102H91V100L88 102V104H87V110H88V112H87V110H86V113L85 114H87V113H89L91 110L93 111L92 113H93V115L92 114H88L87 116L86 115H84L83 113V110H82V112L81 111H79L78 109H77V107H76V109L78 110V112H76L77 110L76 109H74L75 107H74V105L73 104H70L69 106H67V108H65V109H67V110H65V113H64V117H63V123L57 128L58 130L56 131V133H55V137L57 136V137H59V139H61L62 140V142H60V145H62V146H60V147H62L61 148V150H56V152H54V154H56L54 157H55V159L53 158V159H50V161L51 162H49V161H47V162H42L41 164H40V167L39 168H37V169H34V167H35V163L37 162V159H38V157H37V154H36V148H38V149H43L44 151H46V150H49V148L51 147L52 148V144H51V141L49 142H44L43 141V136H42V132H41V129H42V124H41V122H39L35 127H32V125H31V131H27V130H29V128L27 129V126H28V124L27 125H25L24 127L27 129H25V133H27V134H29L30 132H31V179L33 180H31V185L34 183L35 184V186H36V190L37 191H32L31 193H34V198H31V204L28 206V208H27V211H28V213L31 215V226L37 231V232H39L40 234H42V233H44L45 234V232H46V230H49V232L47 231L46 232V234H48V235H46V236H48L49 238L51 237V236H54V237H51V239L50 240H52V242H58V240L56 239V237H55V235L57 236H62V234H67V235H69L70 236V240H69V245L67 246V248H68V250H66V252H65V255L66 254H68L69 253V257L70 258H74L75 256H77L78 255V257H79V253L82 255V254H85V253H87L88 252V254L92 251V253H91V258H92V261L90 260V259H88L87 261H85V263L86 262H88L89 263V261H91L90 262V264H105V262H103L101 259H102V257H106V256H108V257H112V256H114L115 257V264H150V262H156V261H162V260H165V259H167V257H168V255H169V252H168V250L166 249L165 250V248L160 244V243H158V238H160L167 230H168V228L170 229L172 226H176L177 225V221H176V219H175V216H177V214H175V212H174V210L172 211V214H173V218L172 219H170V220H168V222H166L164 225H162L163 227H161V228H155V226L154 225H151V226H149V227H145L144 229H139L140 228V226H141V224H142V222H144V220L145 219H147V218H149L150 216H152V215H155V214H157V215H160L161 216V213H160V211L157 209V207L155 206V204L161 199V201L163 202V198H165V196H168L169 194H170V189H171V187H172V184H174V185H178L177 187H179V184H176V183H180V184H182L183 185V183L186 181L185 179H189L188 178V176H187V178L184 176V174L185 175H187V173H192L191 171H189V172H187V169H186V171H185V169L184 168H186V165H184L185 167H183V163L184 162H181V158H179L180 156L177 154V152H176V150H174L173 148H170V137H172L171 136V134H172V132H173V135L176 133V132H174V131H177V130H179V129H181V128H179L180 126H183L182 125V123H181V121L184 123V121H187V117H190L191 115L189 114H187V116H185V114L183 115V113L185 112V111H187V108L189 107V105H188V107L186 106V104H184L185 106H186V108H184V109H186V110H184L183 108V110H181V112H183V113H180V110H178V108H176L177 109V111L180 113V115L177 113L176 115L178 116V117H176V115L174 114V113H172V112H177V111H175V109H174V111H173V107L175 108V107H177L175 104H172L171 105V103H169L168 105H169V107H170V109H171V107H172V111L170 110L169 112L171 113H169V112H167L166 110V112H167V114L164 112H162L161 113V111L159 112V111H157L158 110V108L160 107L161 108V106H159L160 105V102H159V104H157V106H155ZM209 104V106L211 107V105ZM72 105H73V107H72ZM136 105V104H135ZM175 105V106H174ZM178 106H180V107H182L181 105H180V103L179 104H177ZM182 105H183V102H182ZM195 105H196V103H195ZM203 105V104H202ZM206 105H203L204 107L206 106ZM213 105V104H212ZM263 105V106H262ZM147 106V108L148 109H150L149 107ZM185 106H183V107H185ZM203 106H201V107H199V113L198 112H196L197 111V109H196V107L194 106V107H192V108H195L196 109V111H193V113H194V116L195 115H197V113H198V115L197 116H193L196 120L195 121H197V119H199L198 121L200 122V121H202V122H200V123H205V122H209V121H207V120H211V117H209V115H211L210 113L207 115V111L209 110V108L207 107H205V109H204V107ZM70 108V109H69ZM163 108V107H162ZM191 108V106H190V108L189 109H191V110H193ZM203 108V110H201V109ZM165 109V108H164ZM23 110H25V108L23 109ZM21 108L20 109H18V112H17V114L19 115L20 114V116H21V114H22V111H23ZM90 110V111H89ZM155 110H156V112H155ZM160 110V109H159ZM162 110V109H161ZM201 110V111H200ZM207 110V111H206ZM211 110V109H210ZM141 111V110H140ZM148 111V110H147ZM163 111V110H162ZM190 111V110H189ZM188 111V112H189ZM205 113H204V112ZM253 110H251L250 111V113L252 112ZM20 112V113H19ZM99 113V114H97V115H94L95 113ZM187 112V113H188ZM208 112H210V111H208ZM82 113V114H81ZM146 113V112H145ZM152 113V114H151ZM155 113H157V114H155ZM186 113V112H185ZM196 113V114H195ZM253 114H254V112H252ZM151 114V115H150ZM160 114V115H159ZM164 116H163V115ZM169 114V115H168ZM206 114V115H205ZM252 114V115H253ZM89 115H92V116H89ZM181 118H180V117ZM191 116V119L193 118ZM206 116H208V117H206ZM185 117V118H184ZM197 117V118H196ZM251 117V116H250ZM253 117H255V116H252V118ZM130 118H131V120H130ZM209 118V119H208ZM252 118H250V120L252 119ZM149 119V120H148ZM176 119H179L178 120V122H177V120ZM190 119V118H189ZM257 119V120H256ZM259 118H257V117H255V120L253 119V121L251 120V122L253 123H251L250 125H251V127H250V130H251V132L255 129V127H256V125L258 124V123H260V125H261V120H260V122H259V120H258ZM124 120H126L127 122H125ZM166 120V121H165ZM184 120V121H183ZM206 120V121H205ZM213 120V119H212ZM173 121H176L177 123H179L180 122V124H177L176 123V125H175V122H173ZM204 121V122H203ZM165 123V124H167L166 126H165V124L163 125L162 123ZM168 122V123H167ZM194 122V121H193ZM212 121H210V123H211ZM255 122V123H254ZM21 124H22V122H20ZM19 123V124H20ZM24 124L25 123H27V122H23ZM135 124H136V122H134ZM142 123V122H141ZM162 125H161V124ZM200 123H197L198 125H201ZM209 123V124H210ZM219 123H220V125H221V122H217V121H215V120H213V125H218L219 126ZM241 123V122H240ZM239 123V124H240ZM20 124V125H21ZM147 124V125H146ZM161 126H160V125ZM193 124H196V122H194ZM206 124H208V123H205L204 125L206 126ZM256 124V125H255ZM263 124H264V122H263ZM19 125V126H20ZM174 125L175 126H177V127H174ZM180 125V126H179ZM198 125H197V128H199L198 127ZM203 125V124H202ZM201 125V126H202ZM22 126H23V124H22ZM82 126V127H81ZM204 126V127H205ZM212 126V125H211ZM258 126V125H257ZM24 127L22 128V127H19V128H21V129H23L24 130ZM29 127V126H28ZM165 127H166V129H165ZM171 127V128H170ZM203 127V126H202ZM203 127V128H204ZM210 128L208 125L206 126V128ZM264 127V126H263ZM262 126H258V128L259 129H255L253 132L254 133H256L255 134V136H254V133L252 132H250V134H248V135H243V136H241V135H238L239 133H238V131L236 132V130H235V132H232L231 134H233V135H231L230 134V137H228V139H230L232 136L235 138L236 136H234V134H236L237 135V139L235 138H231V142L232 143H230V144H232L231 146L236 150V149H238V151H240L239 150V148L242 146V148H244V150H245V152H246V155H247V157L248 156H250L249 157V159H247V161H245V162H247V164L248 163H250V165H248L249 167L248 168H243V167H247V164H246V166H243L242 168L244 169V171L243 170H241L242 168H238L237 170H239L240 169V173L242 172L244 175L245 174H247L248 176H249V178L247 177V175L246 176H244V175H239L238 174V176L239 177H242V181H244L245 180V178L248 180V183H249V181H251V183H249V184H247L246 182L244 183L245 185H243L242 183V181H241V179L239 178V177H236V175L234 176V178H236V180H239V181H241V184L242 185H239V186H242V188H243V186H246L245 187V190L246 191H253V192H248V194H247V192L245 191V195H244V193L243 194H241V196H240V198H238V199H243V201H242V203L243 204H241V201L240 200H238L237 198V200L238 201H236V199L234 200V201H236L237 203L239 202L240 203V205H237V203L235 204V205H237V208H235L236 210H235V212L233 211H231L230 210V213L229 214H231V216L227 213V217H222L223 219H221V220H219L218 221V219L217 220H213L211 223H209L208 225L209 226H213L214 225V223L216 224V221L221 225V231L222 232H220V230L218 229H216L217 230V233L218 234H216L215 233V230H213L215 227H216V225L218 224H216V225H214L213 227H212V229H211V233H212V231H214V233H215V235H217V237H218V235H219V240H217L216 238H214V237H216V236H214L213 234H212V236L210 235V236H208V240H206L205 242H202L201 243V245L199 244V245H195L196 247H193V248H190L189 249V253H187V252H185L184 250H186V249H182L181 251L182 252H180L179 253V255H180V257L178 258V261L175 263V264H222L221 262H225L226 264H229L232 260H233V257L235 258L234 259V261H236L237 263H242V264H244L243 262H245V261H248V260H250L251 261V264H264V242H259L260 240H262V239H264V237H262V236H260V234L261 235H263L264 236V198H262L263 196H264V176H263V174H264V171H263V169H264V166H263V164H262V162L264 163V147H262V146H264V141L262 140V139H260L261 141H262V144L260 145V146H258L257 147V144L258 143H261V141L258 139V138H263L264 139V130L263 129H261V128H263ZM17 128H18V126H17ZM79 128H81V129H79ZM89 129L88 130V133L86 134H84V136H81V135H78L79 134V132H83V129ZM147 128H149V129H147ZM150 128H152V131H151V133H150ZM156 128L158 129V131L156 130ZM161 130H160V129ZM170 128V129H169ZM175 130H174V129ZM206 128H204V129H206ZM21 129H17V132H18V130H19V132H22L21 131ZM104 129H106V130H104ZM154 129V130H153ZM165 129V130H164ZM168 129V130H167ZM177 129V130H176ZM199 129H202V128H199ZM79 130V131H78ZM145 130H147V131H145ZM162 130H164L163 132H162ZM166 130H167V132L169 133L168 135H170V137L169 136H167V132H166ZM174 130V131H173ZM13 131H14V129H13ZM27 131V132H26ZM122 131V132H121ZM145 133H144V132ZM154 131H156L157 132V134H156V132L154 133ZM161 131V132H160ZM181 131H182V129H181ZM29 132V133H28ZM81 132V133H82ZM126 132L128 133V134H126ZM141 132H142V134H141ZM148 132H149V134L151 135H147L148 134ZM153 132V133H152ZM161 133V135L160 136H162L161 138L160 137H158L159 136V134ZM178 133L180 132V130L179 131H177ZM185 132V131H184ZM25 133H23V134H25ZM123 133V134H122ZM147 136V138H144L146 141L144 142V139H143V141L142 140H140L139 141V137L141 136L142 137V135H143V137H145L144 136V134ZM164 133V134H163ZM171 133V134H170ZM186 133H187V131H186ZM27 134L26 135H24V136H26L27 137ZM125 134L127 135V138H126V136H125ZM154 134H156V135H153ZM179 134H181V132L179 133ZM82 135H83V133H82ZM128 135H130L129 136V138L132 140H134V142H133V140L131 141V140H129L128 139ZM164 135H166L167 137H169L168 138V140H169V144H168V141L166 140V141H162V140H164V139H162L163 138V136ZM257 135V136H256ZM156 136V137H155ZM241 137V139H239L240 137ZM252 136V137H251ZM259 136V137H258ZM25 137V138H26ZM56 137V138H57ZM142 137V138H143ZM249 137H251V138H249ZM253 137H255V138H253ZM125 138V139H124ZM136 138V139H135ZM139 138V139H138ZM156 138V139H155ZM164 138H165V136H164ZM242 138H243V140H242ZM245 138H247V139H245ZM158 139H160V140H158ZM162 139V140H161ZM233 139V140H232ZM241 140V142L243 141H245L244 143L242 142H238L237 140ZM245 139V140H244ZM250 139H252L251 141L253 142V141H255V142H253V144H252V142L250 141ZM256 139H258V141L256 140ZM125 141V143H124V141ZM236 140V141H235ZM129 141H130V145L129 144H127V143H129ZM135 141H138V142H135ZM150 141V142H149ZM163 142L164 143V149L166 148V146H168L169 145V147H167L168 149H167V151L165 150V151H163V152H166V154L164 153V155L162 156V158L161 157H159V156H156V155H154L155 153H153V152H155L156 150L155 149H157V148H160V149H162V150H164L163 148H161V147H159V146H162L161 144V142ZM131 142H133V143H131ZM141 143V145H140V143ZM144 142V143H143ZM166 142V143H165ZM228 142H230V141H228ZM238 142V144L237 145H239V143H240V146L238 147V146H236V144L235 143H237ZM250 143V145H249V143ZM139 143V144H138ZM146 143V144H145ZM148 143H150V144H148ZM248 143V144H247ZM131 144H133V145H131ZM166 144H168V145H166ZM229 144V143H228ZM229 144V145H230ZM242 144V145H241ZM244 144L246 145H249L250 146V148H249V146H248V149H247V145L246 146H244ZM4 145V147H5V144H3ZM118 145H119V148H118ZM158 145V146H157ZM166 145V146H165ZM176 145V144H175ZM174 145V146H175ZM251 145H253V146H251ZM256 145V148L254 147ZM259 145V144H258ZM115 146V147H114ZM121 146V147H120ZM127 146V147H126ZM128 146H130V147H128ZM133 146V147H132ZM244 146V147H243ZM3 146H2V144H1V146H0V149H2V150H4V147L2 148ZM127 149H126V148ZM140 149H138V148ZM142 147V148H141ZM144 147H145V149H144ZM156 147V148H155ZM254 147V148H253ZM45 148V149H44ZM116 148V149H115ZM170 148V149H169ZM242 148H240L241 150H243ZM246 148V149H245ZM251 148L254 150V154L257 152L258 153V151H259V153H258V155L257 156H260V153H262L261 154V156L260 157H256V154L255 155H253L252 153H253V150H251ZM263 150H262V149ZM114 149V150H113ZM137 149H138V151H137ZM145 151H144V150ZM147 149V150H146ZM154 149V150H153ZM258 149V150H257ZM2 150H0V151H2ZM5 150H6V148H5ZM107 150H109V151H107ZM115 150H117L116 152H115ZM143 150V151H142ZM153 152H152V151ZM158 150V149H157ZM162 150H160V151H162ZM173 150L176 152V153H174L173 152ZM244 150H243V152H244ZM248 150V151H247ZM249 150H251V151H249ZM136 151V152H135ZM140 151V153H137V152H139ZM142 151V152H141ZM146 151H148V152H146ZM108 152H109V154L111 153V152H113V153H111L112 154V157H111V155L109 156V154H108ZM152 152V153H151ZM116 153H117V155H116ZM135 153V154H134ZM144 153V154H143ZM147 155H146V154ZM158 153V152H157ZM161 153V152H160ZM169 155H168V154ZM105 154V155H104ZM119 154V155H118ZM115 155V156H114ZM135 155V156H134ZM150 155V156H149ZM158 155H159V153H158ZM176 155V156H175ZM253 155V156H252ZM114 156V157H113ZM125 156V157H124ZM129 156V157H128ZM147 156V157H146ZM179 156V157H178ZM110 157V158H109ZM116 157V158H115ZM118 157V158H117ZM134 157V158H133ZM136 157V158H135ZM145 157V158H147L146 159V161H145V158L143 159V158ZM178 157V158H177ZM108 158V159H107ZM125 160L126 158V160L124 161L123 159ZM137 158H142V159H140L141 160V162H140V160L139 161H137ZM160 158V159H159ZM169 158V159H168ZM175 159L174 161L176 162H174L173 161V159ZM251 158V159H250ZM263 158V159H262ZM108 161H107V160ZM112 159V160H111ZM114 159V160H113ZM133 159H135V160H133ZM163 159H164V162H163V167L161 166V168H160V165H162V164H160V162L162 163V161H163ZM171 159V160H170ZM54 160V161H53ZM121 160V161H120ZM162 160V161H161ZM168 160V161H167ZM253 160V161H252ZM55 161H56V163H55ZM106 161V162H105ZM112 161V162H111ZM115 161V162H114ZM123 161H124V165H123ZM135 163H134V162ZM143 161H145V162H143ZM173 161L174 162V164L175 165H178V166H175L174 164H173V162L171 163V162ZM178 161V162H177ZM250 161V162H249ZM256 161V162H255ZM261 161V162H260ZM54 162V163H53ZM121 162V163H120ZM137 162H140V164L139 163H137ZM169 162V163H168ZM114 163H116V164H114ZM118 163H119V165H118ZM142 163V164H141ZM145 163V164H144ZM164 163H165V165H164ZM258 163H259V165H258ZM174 166H173V165ZM260 164H261V166H260ZM106 165V166H105ZM113 165V166H112ZM117 165V166H116ZM122 165V166H121ZM146 165V166H145ZM169 165H170V167H169ZM180 165H182V167L180 166ZM55 166V167H54ZM95 166V167H94ZM119 166H121V168H118L119 169V171H121L122 172V170L121 169H123V170H126V171H128L129 172V175H130V180L129 179H125V181H124V178H122V176H120V174H121V172H119L118 170H117V168L116 167H119ZM124 166V167H123ZM145 166V167H144ZM165 166V167H164ZM168 166V167H167ZM171 166H173V168L171 167ZM65 167H67V171L65 170L66 168ZM71 167V168H70ZM123 167V168H122ZM167 167V168H166ZM95 168V169H94ZM125 168V169H124ZM166 168V169H165ZM171 169V171H170V169ZM181 168H182V170L184 169V172L182 173V171H181V174H180V170H181ZM193 168H194V166H193ZM192 168V169H193ZM256 168V169H255ZM64 171H63V170ZM112 169V170H111ZM114 169V170H113ZM165 170V171H163V170ZM178 171H177V170ZM192 169H189L188 168V170H192ZM245 169H246V171H245ZM253 169V170H252ZM258 169V170H257ZM116 170V171H115ZM173 170V171H172ZM174 170H176V171H174ZM250 170V171H249ZM259 170H261V171H259ZM61 171V172H60ZM63 171V172H62ZM69 171V173H67ZM166 171H168V172H166ZM169 171H170V173H173V174H171V176H170V174H168L169 173ZM251 171H253V172H251ZM45 173V176H46V178H44L43 179V176H42V178H39V177H41V176H39L41 173L42 174H44ZM60 172V173H59ZM65 172V173H64ZM117 172V173H116ZM161 172H162V175H161ZM164 172V173H163ZM178 174V172H179V174L176 176V174ZM237 173H239L238 171H236ZM253 174V175H251V176H255V177H250V174L251 173ZM258 172H260V173H258ZM66 173H67V175H66ZM249 173V174H248ZM261 173H263V174H261ZM61 174H62V176L64 177V174H65V177H64V179H62L61 178ZM166 174H167V177H165L166 176ZM256 174H258V177H257V175ZM262 175V177L261 178H259L260 176ZM44 176V177H45ZM58 176V177H57ZM174 176V177H173ZM175 176H176V180L175 179H173V178H175ZM57 179H56V178ZM60 177V178H59ZM120 177H121V179H120ZM163 177V178H162ZM166 179H165V178ZM183 177H185V179L183 178ZM257 177V178H256ZM50 178V179H49ZM172 178V179H171ZM183 178V179H182ZM238 178V179H237ZM256 178V179H255ZM40 179L42 180V181H40ZM48 180L47 182L45 181L44 182V180ZM164 179V180H163ZM168 179V180H167ZM260 179V180H259ZM112 180V181H111ZM132 180V181H131ZM163 180V181H162ZM168 181V183L166 182V181ZM169 180H175L174 182L175 183H170V181ZM184 180V181H183ZM253 180H255V181H253ZM37 181H40V184H39V182L37 183ZM128 181V182H127ZM41 182H43V183H46V184H44V186L41 184ZM114 182H115V184H114ZM125 182H127V183H125ZM130 182V183H129ZM185 183H187V181L185 182ZM184 183V184H185ZM253 183V184H252ZM255 183V184H254ZM129 184H130V186H129ZM134 184V185H133ZM171 184V185H170ZM260 184V185H259ZM39 185H41L42 187H40ZM91 185V186H90ZM124 185V186H123ZM166 185H167V187H166ZM252 187H251V186ZM257 187H255V186ZM259 185V186H258ZM263 185V187H261L260 188V186H262ZM129 186V187H128ZM131 186H134V188L133 187H131ZM136 186V187H135ZM163 186V187H162ZM169 186V187H168ZM184 186H187V185H184ZM93 187H95V188H93ZM173 187H175V186H173ZM247 187H248V190H247ZM249 187L251 188V189H249ZM258 187H259V189H258ZM128 190H127V189ZM130 188H132V190L130 189ZM162 188H164V190L162 189ZM168 189H169V191H168ZM254 189V190H253ZM172 190V189H171ZM129 191H133V194H132V192L130 193ZM164 191H168L167 193L165 192L164 193ZM237 191H238V189H237ZM255 191H257V192H255ZM260 191V192H259ZM125 192H127V193H125ZM243 192H244V190H243ZM263 192V193H262ZM100 193V194H99ZM235 193H236V191H235ZM250 193H252V194H250ZM257 195H255V194ZM259 193H261V194H259ZM104 194V195H103ZM164 194V195H163ZM263 194V195H262ZM103 195V196H102ZM112 195H114V196H111ZM115 195H118V196H116V197H119V200H115ZM253 196V198H251L250 199V197H247L248 199L247 200H245L246 198V196ZM259 195V196H258ZM111 198H113V200L112 199H110V197ZM243 196H245V197H243ZM251 196V197H252ZM255 196H256V199H254L255 198ZM235 197H237V195L235 194ZM234 197V198H235ZM258 197H260L259 199H258ZM35 199H40V200H35ZM108 199H110V200H108ZM154 199L156 200V201H154ZM170 199V198H169ZM168 199V200H169ZM179 199V198H178ZM241 199V200H242ZM168 200H167V202H168ZM171 200H174V199H171ZM171 200H169V201H171ZM250 200V201H249ZM251 200H253V201H251ZM257 202H256V201ZM259 200V201H258ZM165 201V200H164ZM175 201V200H174ZM173 201V203H175ZM154 202H156L155 204H154ZM160 202V201H159ZM166 202V201H165ZM253 204H252V203ZM256 202V203H255ZM245 203V204H244ZM250 205H249V204ZM166 204H168V203H166ZM252 204V205H251ZM259 206H258V205ZM261 204V205H260ZM163 205H164V203H163ZM170 204H168V206H169ZM244 205V206H243ZM246 205H247V209L249 208V209H251V208H253V210L251 209V210H249L251 213H249V211L248 210H246L245 208H246ZM253 205H255V207H253ZM168 206H164L165 208H166V211H168L167 210V207ZM189 206H192L191 204H188V206H186V207H183L184 209H186V210H190V209H187ZM238 206H243V207H245V208H241V209H243L244 210V212L245 213H247V211H248V215H247V217H246V219H244L245 217L244 216H246V214L245 213H242V214H244V216H242L241 218H243L244 219V221L246 220V222L248 223V225L250 224V225H252L251 227H248V225H246L247 223L245 222L244 223V221H243V219H242V221L240 222V221H238L239 223H237V225L234 227L233 226V219L235 218V217H233V219L231 218L233 215L232 214H236L237 213V211H239V213H241L242 212V210L240 209L239 210V207ZM250 206V207H249ZM261 206V207H260ZM169 208H170V206H169ZM215 208V207H214ZM213 208V209H214ZM256 208H258V209H256ZM232 209V208H231ZM255 209V210H254ZM214 210H216V208L214 209ZM234 210V209H233ZM256 210L258 211V212H256ZM165 211V212H166ZM211 211H213V210H211ZM217 211V210H216ZM257 214H256V213ZM185 213V212H184ZM219 213V211L215 214L216 216H218L217 214ZM255 213V214H254ZM209 214H210V212H209ZM252 214V215H251ZM166 215V214H165ZM212 215H214V213L212 212ZM156 216V215H155ZM229 216V217H228ZM249 216V217H248ZM219 217V216H218ZM167 217H165V219H166ZM221 218V217H220ZM230 218V219H229ZM250 218H251V220H250ZM248 219V220H247ZM167 220V219H166ZM232 220V221H231ZM252 222V223H250V222ZM123 223V224H122ZM242 223H244L243 225H242ZM218 224V226H217V228H219L220 227V225ZM247 226V228L246 229H243L242 228V226ZM249 225V226H250ZM124 226H127V227H124ZM226 226H230V231L231 232H229V236H232V233H235V231H237L238 233H235V234H238V235H235V237H238V239L237 238H235L234 237V234H233V236L232 237H229L228 236V234H225L224 232L227 230V229H229V227L228 228H226ZM123 227V228H122ZM130 227V228H129ZM222 227H223V229H224V227H225V231L224 230H222ZM255 228V229H254ZM258 229V231H256L257 229ZM127 229H129V231L127 230ZM251 229H253V231L251 230ZM132 230V231H131ZM119 231H121V232H119ZM123 231V232H122ZM125 231H126V233H125ZM127 231H128V233H130V239H127L128 238V236L126 235V234H128L127 233ZM220 232V234H219V232ZM233 231V232H232ZM228 232V230L226 231V233ZM263 233V234H262ZM49 234H50V236H49ZM118 234V235H117ZM126 236V238L123 236ZM195 234H197L196 236L198 237V235H199V232H195ZM43 235V234H42ZM66 235V236H67ZM111 235V236H110ZM114 235H115V238L116 239H114ZM120 235V236H119ZM242 235V236H241ZM116 236H118V238L116 237ZM122 236V237H121ZM190 236H193V235H190ZM195 236V237H196ZM246 238H245V237ZM64 237V236H63ZM124 237V238H123ZM134 237V238H133ZM233 237L235 238L234 240H233ZM242 237V238H241ZM52 238H55V239H52ZM58 238V237H57ZM113 238V239H112ZM134 240H133V239ZM199 238V237H198ZM245 240H244V239ZM250 239V243L252 242V240H253V244L251 243V245L252 246H248V249H249V247H251L250 249H249V254H248V252H246L247 253V255L245 254H242V253H240V251L239 250H237L236 248H238L239 247V245L238 244H240V247H239V249L241 250V247H242V245H241V243H243V241H240L239 239H241V240H244V241H246V239ZM254 238L255 239H257V241H254ZM61 238H59V240H60ZM118 239H120L119 241H118ZM125 241L126 239V241H128V244H127V242L125 241L124 242V244H122L123 243V240ZM216 239V240H215ZM232 239V240H231ZM258 239H260V240H258ZM49 240V239H48ZM54 240H56V241H54ZM121 240H122V242H121ZM133 240V241H132ZM195 240H197V241H199V239H195ZM231 240V241H230ZM238 242V244H237V242ZM110 241V242H109ZM114 241H115V243H114ZM132 241V242H131ZM263 241V240H262ZM51 241H49L48 243L50 244V246H51V250H53L57 245H58V243L56 242V246L54 247V248H52V245H51V243H50ZM98 242V243H97ZM118 244H117V243ZM232 242V243H231ZM247 242V241H246ZM246 242H244V244L246 243ZM255 242V243H254ZM96 243V244H95ZM100 243V244H99ZM129 243L130 244H136V245H138L139 246V248H140V252H141V254H136V256H135V258H137L138 256H140L141 257V259H133V260H131V259H129L128 258V260L126 259V261L124 260V258L122 257V256H124L125 255V253H126V251H128L129 249H131V248H133V246L135 245H129ZM233 243H235V244H233ZM257 243H259L258 245H257ZM46 244H47V242H46ZM53 244V243H52ZM100 246H99V245ZM232 244V245H231ZM247 244H249L248 242L246 243V245ZM48 245V244H47ZM53 245H55V244H53ZM94 245V246H93ZM96 245V246H95ZM122 245V246H121ZM126 245H128V246H126ZM135 245V246H136ZM233 245H234V247H233ZM256 245V246H255ZM49 246V247H50ZM91 246V247H90ZM131 246V248H129ZM134 246V250H137L138 249V247L136 248ZM255 246V247H254ZM95 247V248H94ZM124 247H126V248H124ZM36 248V247H35ZM58 248V247H57ZM56 248V249H57ZM91 248H93V249H91ZM129 248V249H128ZM168 249H169V246L167 247ZM94 249H96V250H94ZM133 249H131L130 251H133ZM231 250V252H230V250ZM33 250V254H35L36 255V257H32L31 258V264H48V263H50L49 261V256H50V258L52 257L51 255H53V253L56 251L55 249L53 250V252H51L50 251V249H49V251L52 253L51 255L49 254V252H45L46 250H41L40 252H39V250H36V249H32ZM85 250V251H84ZM90 250V251H89ZM125 250V251H124ZM80 251V252H79ZM83 251L85 252V253H83ZM203 251H204V253H203ZM235 251L238 253V256H236L237 254L235 253ZM96 252V253H95ZM110 252V253H109ZM78 253V254H77ZM47 254H49V255H47ZM74 254H75V256H74ZM231 254H233V255H231ZM236 254V255H235ZM70 255H73L72 257L70 256ZM87 255V254H86ZM93 255V256H92ZM233 256V257H231V256ZM237 257H235V256ZM65 257H68V255L67 256H65ZM70 258H68V259H70ZM220 258H222L223 259V261H220L219 259ZM105 258H103V260H104ZM65 261H66V258H65ZM64 261V262H65ZM102 261V262H101ZM105 261V260H104ZM125 261V262H124ZM168 263H173V262H171V261H168V260H166ZM67 263V262H66ZM88 263H86V264H88ZM250 262H246L245 264H249ZM68 264V263H67ZM69 264H72V263H69Z\"/></svg>",
  "mask_w": 264,
  "mask_h": 264
}]
</instances>
